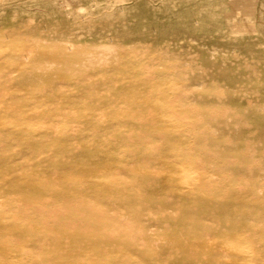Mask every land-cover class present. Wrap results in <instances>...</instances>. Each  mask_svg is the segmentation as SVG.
<instances>
[{"label":"rangeland","instance_id":"1","mask_svg":"<svg viewBox=\"0 0 264 264\" xmlns=\"http://www.w3.org/2000/svg\"><path fill=\"white\" fill-rule=\"evenodd\" d=\"M262 201L264 0H0V264H264Z\"/></svg>","mask_w":264,"mask_h":264},{"label":"bare ground","instance_id":"2","mask_svg":"<svg viewBox=\"0 0 264 264\" xmlns=\"http://www.w3.org/2000/svg\"><path fill=\"white\" fill-rule=\"evenodd\" d=\"M49 52V51H48ZM47 54H51V53H47ZM131 73H133V71L130 69V70H127V71H125V72H123V75L125 76V75H128V74H131ZM134 74H132L131 76H133ZM138 77V84H141V83H143V82H145V80H140V77H142V75L141 76H139V73H137L136 74ZM143 78V77H142ZM149 82V81H148ZM146 85V84H145ZM148 91V90H147ZM148 93V92H147ZM151 96V95H150ZM142 97V96H141ZM148 97V96H147ZM148 98H150V97H148ZM152 98V97H151ZM143 100V99H142ZM157 101H159V100H157ZM159 102H155L154 104H152V107L154 108V105H159L158 104ZM162 103H164V105L162 104ZM160 105H161V107H163V106H168V102H162ZM137 106L139 107V109H140V111H136L134 108V112H135V115L133 116V118H139L140 119V121H147V120H150V118H148V116L147 115H145V112L143 111V109H144V105H143V102L142 101H140V100H138V104H137ZM171 107V106H170ZM156 108V107H155ZM168 108H169V106H168ZM165 109V108H164ZM173 109V108H172ZM162 110V109H161ZM160 109H159V111H161ZM162 112H164V110L162 111ZM61 113V112H60ZM59 113V114H60ZM68 113V112H67ZM66 113V114H67ZM159 113V112H158ZM50 114V113H49ZM69 114H70V112H69ZM147 114V113H146ZM114 115V114H113ZM119 116H121V117H123V115H122V113L120 112V113H118V114H116L115 115V118H118ZM153 117V116H152ZM177 118V117H176ZM173 119V116H172V114H170V113H167V111L164 113V114H161V116L158 118V120L156 121V122H170L171 120ZM91 120V119H90ZM172 122V121H171ZM145 123H147V122H145ZM87 124V123H86ZM154 124V123H153ZM163 124H165V123H163ZM169 125V124H168ZM51 126V125H50ZM79 126V125H78ZM64 127H66V129H68V128H70L71 127V125H68V124H66ZM80 127V126H79ZM78 127V128H79ZM172 127H174V126H172ZM51 128V127H50ZM163 128H164V126H163ZM72 129V128H71ZM50 130V129H49ZM174 130H175V127H174ZM184 130V129H183ZM44 131V130H43ZM51 131V130H50ZM50 131H49V133H50ZM54 131V130H53ZM47 132V131H46ZM70 132V131H69ZM78 132H82V129H80ZM176 132V131H175ZM53 133V132H52ZM55 133L57 134V132L55 131ZM54 133V134H55ZM75 133V132H74ZM167 133H168V131H167ZM119 134V133H118ZM172 134V133H171ZM50 135V134H49ZM52 135V134H51ZM62 135V134H61ZM69 135V134H68ZM77 135V133L75 134V136ZM173 135V134H172ZM48 136V135H47ZM54 136V135H53ZM59 136V135H58ZM64 136V135H63ZM71 136H72V133H71ZM50 137H52V136H50ZM69 137V136H68ZM95 137V136H94ZM122 137V138H121ZM55 138H56V136H55ZM66 138V137H65ZM70 138V137H69ZM136 138V137H135ZM34 140H35V138H33ZM46 139H47V137H46ZM63 139V138H62ZM125 136L122 134V136H120V138H119V141L120 142H122V141H125ZM49 140V139H48ZM62 141V140H61ZM99 141V140H98ZM97 141V142H98ZM118 141V142H119ZM32 142V141H31ZM61 143V142H60ZM100 143V142H99ZM90 147V146H89ZM135 147V146H134ZM173 148V147H172ZM90 149V148H89ZM101 149V148H100ZM136 149V148H135ZM94 150V149H93ZM102 150V149H101ZM180 151H182L181 149H179ZM174 151V150H173ZM184 151V150H183ZM112 152H114V149L113 148H110L109 150H107V153L108 154H111ZM176 152H177V150H176ZM103 154V153H102ZM180 155H182V154H180ZM101 157V156H100ZM103 157H105V156H103ZM102 160V159H101ZM103 161V160H102ZM113 161V160H112ZM110 162V161H109ZM177 163V162H176ZM101 164V163H100ZM178 164V163H177ZM105 165V164H104ZM193 166V165H192ZM202 168V167H201ZM200 168V169H201ZM188 169V168H187ZM192 170V169H191ZM193 172H191L190 174H192ZM198 173V172H197ZM194 178V177H193ZM106 179V178H105ZM197 179V178H196ZM196 179H194L195 181H196ZM107 181L108 182H112V180H111V178L110 179H107ZM189 181V180H188ZM197 182V181H196ZM198 182H200V181H198ZM197 184V183H196ZM191 186V185H190ZM194 186V185H193ZM192 186V187H193ZM45 187V186H44ZM194 188V187H193ZM248 189V188H247ZM27 193H29V195H31L32 193L30 192V191H27ZM263 193V192H262ZM40 194V192H39V190H36V192H35V195H39ZM183 195V194H182ZM196 195V194H195ZM239 199V198H238ZM64 200H65V198H64ZM63 200V201H64ZM218 200H220V199H218ZM235 200V199H234ZM241 200V199H240ZM260 200V199H259ZM258 200V201H259ZM52 201V200H51ZM225 201V200H224ZM258 201H256V202H258ZM54 202V201H53ZM65 202V201H64ZM67 202L69 203L68 205H69V207H70V210H69V215H70V213H71V215L72 216H74V215H77V212H76V210L74 209V207L73 206H71V205H73L70 201H68L67 200ZM264 201H262V203H263ZM48 203H49V201H48ZM55 203V202H54ZM242 203V202H241ZM248 203V202H247ZM255 203V202H254ZM253 203V204H254ZM56 204V203H55ZM21 205V204H20ZM79 205V204H78ZM256 205V204H255ZM262 205V204H261ZM57 207H58V205H56ZM62 206H63V204H62ZM61 206V210L63 211L64 209H63V207ZM75 206V205H74ZM2 207V206H1ZM0 207V208H1ZM254 207V206H253ZM252 207V208H253ZM256 207V206H255ZM254 207V208H255ZM4 210V209H3ZM7 210V209H6ZM26 210V209H25ZM78 210V209H77ZM87 210V209H86ZM12 210L10 209V212H11ZM15 211H17L16 210V207H15ZM30 211V210H29ZM64 211H66V210H64ZM247 211V210H246ZM6 212V211H5ZM4 212V213H5ZM87 211H85V213H86ZM3 213V212H2ZM8 213V212H7ZM6 213V214H7ZM29 213V212H28ZM33 213V212H32ZM78 213H79V211H78ZM17 214V215H16ZM15 215H16V217L18 218V219H20V220H24V219H28L29 217H30V215L29 214H27L26 215V213L24 212L23 213V211H20V212H17ZM64 214V213H63ZM89 213H87V215H88ZM8 215V214H7ZM34 215V214H33ZM66 215H67V211H66ZM79 215V214H78ZM84 215V214H83ZM35 216V215H34ZM90 216V215H89ZM1 217V216H0ZM15 217V216H14ZM62 217V216H61ZM8 218H10V215L8 216ZM17 218H15V219H17ZM76 218V217H75ZM79 218V217H78ZM4 219V218H3ZM71 220H73L72 218H70ZM69 219V220H70ZM30 220V219H29ZM77 220V219H76ZM19 221V220H18ZM60 221V220H59ZM1 222V221H0ZM15 222V221H14ZM17 222V221H16ZM20 222V221H19ZM30 222V221H29ZM73 223H71L70 224V227L71 226H74V228H72V230H77L78 232H79V230H81L82 229V227L84 226V225H82V224H78V223H74V222H78V221H75V219L72 221ZM2 223V222H1ZM24 223V222H23ZM106 223V222H105ZM25 224V223H24ZM34 224V223H33ZM43 224H44V222H43ZM56 224V223H55ZM93 224V223H92ZM102 224V223H101ZM37 225V224H36ZM46 225V224H45ZM99 225V224H98ZM250 225V224H249ZM254 225V224H253ZM20 226H22V225H20ZM33 225H31V227H32ZM38 226H40L39 224H38ZM37 226V227H38ZM64 226H66V225H64V223L61 225H59V223H58V226L57 227H64ZM67 226H69V225H67ZM30 227V226H29ZM47 227V226H46ZM51 227V226H50ZM70 227H68V229L70 228ZM256 228H257V226H255ZM259 227V226H258ZM33 228H35V227H33ZM32 228V229H33ZM52 228H54V226H52ZM91 228H93L92 226H91ZM64 229V228H63ZM66 229V228H65ZM71 229V228H70ZM85 229H86V227H85ZM88 229V228H87ZM43 230V229H42ZM67 230V229H66ZM96 230V229H95ZM256 230V229H255ZM87 232H88V230H86ZM91 231V230H90ZM98 231V230H97ZM248 231V230H247ZM17 234V233H16ZM36 234V233H35ZM236 234H238V233H236ZM37 236H39L38 234H36ZM98 235H100V234H98ZM104 236V235H103ZM32 236H30V238H31ZM247 237V236H246ZM14 239V238H13ZM35 239V238H34ZM38 239V238H37ZM31 240V239H30ZM247 240H248V237H247ZM17 241V240H16ZM34 241H37V240H34ZM250 241V240H249ZM31 242H33V241H31ZM242 242V241H241ZM240 242V243H241ZM246 242V241H245ZM244 243V242H243ZM28 244V243H27ZM242 244V243H241ZM245 244V243H244ZM247 244H248V246H249V242H247ZM255 244V243H254ZM254 244H250L251 245V247H252V249H253V246L252 245H254ZM14 245V244H13ZM129 245V244H128ZM29 246V245H28ZM15 247V246H14ZM29 249V248H28ZM235 249V248H234ZM230 250V249H229ZM18 251V250H17ZM24 251V250H23ZM23 251H18L15 255L17 256V257H23L25 254H26V252H23ZM66 252V251H65ZM253 253H254V251H252ZM30 254H32L31 252L29 253V255H27V256H30ZM249 254V253H248ZM254 255V254H253ZM247 256V255H246ZM249 256V255H248ZM260 256V255H259ZM16 257V258H17ZM250 257V256H249ZM21 259V258H20ZM53 259H55V260H57V262H67V261H71V256H69V257H63V258H61V256H56V257H53ZM12 260V259H11ZM17 260V259H16ZM24 260H25V258H24ZM239 262V261H238ZM254 262V261H253ZM14 263V262H13ZM252 263V262H251ZM14 264H23L22 263V261L21 260H18L17 262H15ZM245 264V263H244ZM256 264V263H255ZM258 264V263H257Z\"/></svg>","mask_w":264,"mask_h":264}]
</instances>
